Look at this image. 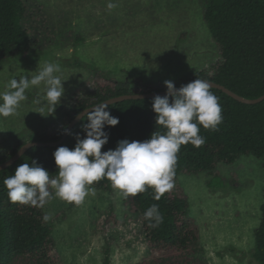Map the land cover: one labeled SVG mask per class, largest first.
I'll use <instances>...</instances> for the list:
<instances>
[{
	"label": "rangeland",
	"instance_id": "374dc122",
	"mask_svg": "<svg viewBox=\"0 0 264 264\" xmlns=\"http://www.w3.org/2000/svg\"><path fill=\"white\" fill-rule=\"evenodd\" d=\"M29 1L42 6L46 17L38 21L43 18L38 12L28 15L30 34L44 23L55 41L43 52L0 61V92L11 78L34 76L50 62L61 68L57 75L65 79L64 93L49 113L44 85L26 90L27 99L16 113L0 117V157L36 127L55 132L70 119L74 100L97 85L131 87L140 81L166 88L168 80L176 87L195 72L210 75L220 59L200 0ZM109 2L117 6L109 10ZM262 164L263 159L241 155L232 164L218 163L211 173L174 179L170 192L186 199L188 217L198 231V240L185 252L151 247L133 196L125 199L113 187L89 186L95 195L79 206L53 198L41 208L43 216L51 213L44 222L52 228V264H103L106 250L110 264H257L252 253L263 203ZM214 176L224 184L209 187ZM9 264L36 263L23 256Z\"/></svg>",
	"mask_w": 264,
	"mask_h": 264
},
{
	"label": "trees",
	"instance_id": "16d2710c",
	"mask_svg": "<svg viewBox=\"0 0 264 264\" xmlns=\"http://www.w3.org/2000/svg\"><path fill=\"white\" fill-rule=\"evenodd\" d=\"M203 5V21L216 44L220 59L213 71L207 75L195 72L190 80L206 79L224 86L232 92L248 99L264 94V0H200ZM42 6L29 0H0V61L26 58L31 53L43 52L55 41L44 23L34 27L30 34L26 19L32 12H38L46 19ZM34 17V16H32ZM78 41L81 38L77 39ZM166 90L152 88L140 81L132 86L97 85L87 96L77 98L70 107V119L49 133L36 127L29 131L25 139H16L11 150L0 157V163L10 158L28 141L49 142L62 137L70 120L80 111L106 99L123 95ZM219 98L222 108V122L218 130L200 126L199 135L205 143L194 147L191 143L182 145L177 154L176 179L180 174L197 175L211 173L218 163L232 164L241 155H251L263 159L264 169V100L256 104H246L232 98L222 90L210 88ZM171 100V97L169 98ZM152 98L128 99L108 105L110 115L117 117L115 126L105 125L108 141L101 151L115 149L122 139L143 141L153 131H164L155 124L156 114L152 110ZM81 119L69 132L63 143L57 146H33L15 163L0 170V264H9L15 257L28 256L36 264H52V228L45 224L40 207L13 203L9 200L4 180L14 173L22 163L35 160L48 170L51 177L57 175V166L52 153L59 146L70 149L76 143V136L84 138ZM222 179L214 176L207 182L209 187L223 185ZM96 189L108 190L112 184L102 179L90 185ZM154 190L148 187L145 192L133 197L145 237L154 249L170 248L185 252L198 240V231L188 217V202L185 198L166 192L159 200L153 199ZM152 204L159 206L163 223L152 227L154 221L146 220L145 211ZM260 221L254 230L252 257L257 264H264V190L260 206ZM108 251H105L103 264H110Z\"/></svg>",
	"mask_w": 264,
	"mask_h": 264
},
{
	"label": "clouds",
	"instance_id": "9594fccd",
	"mask_svg": "<svg viewBox=\"0 0 264 264\" xmlns=\"http://www.w3.org/2000/svg\"><path fill=\"white\" fill-rule=\"evenodd\" d=\"M116 6L112 2L107 4L109 10ZM60 71L58 64L49 62L34 76L11 78L6 90L0 92V117L14 115L27 99L26 90L41 84L52 113L64 93L62 81L65 79L57 75ZM164 84L166 94L153 97L151 105L156 114L155 124L164 131H153L143 141L119 140L115 149L102 152V146L108 141L105 125L115 126L119 119L106 110L107 103H98L80 117L88 121L83 125L84 138L77 134L74 147L59 146L52 153L57 175L51 177L35 160L19 164L4 180L9 200L42 208L53 198H59L79 206L87 196L95 195V189L89 186L105 178L125 199L151 187L153 199L159 200L174 187L181 146L188 143L202 146L205 138L199 135L200 126L215 131L223 120L219 98L210 91L208 81L196 78L178 89L171 81L166 80ZM144 217L154 221L152 227L164 220L157 204L150 205ZM50 219L51 213L43 216L45 222Z\"/></svg>",
	"mask_w": 264,
	"mask_h": 264
},
{
	"label": "water",
	"instance_id": "95a60500",
	"mask_svg": "<svg viewBox=\"0 0 264 264\" xmlns=\"http://www.w3.org/2000/svg\"><path fill=\"white\" fill-rule=\"evenodd\" d=\"M201 80H206V79H201ZM190 81H193V80H190ZM190 81H188V82H190ZM206 81H208L211 84V88H216V89L222 90L223 92H225L226 94H228L232 98H234V99H236L242 103L256 104V103H259V102L264 100V94L258 98L248 99V98H244L242 96H239L238 94L232 92L231 90H229V89L225 88L224 86L217 84L211 80H206ZM188 82H185L184 84H187ZM181 85H183V84H181ZM181 85L176 86L175 88L178 89ZM165 94H166V90L151 91V92H144V93H135V94H132V93L131 94H123V95H119V96H115V97L106 99L102 102H105L108 105H110V104L120 102L123 100H128V99H147V98L153 99V97H155L156 95L164 96ZM102 102H100V103H102ZM91 110H92V106L83 109L76 116H74L70 120L68 125L66 126L62 137L56 141H49V142L28 141V142H26L17 150V152L15 154H13L10 158L5 160L4 162L0 163V170L5 169L8 166L15 163L28 149H30L33 146H50V147H53V146L60 145L61 143H63L65 141V139L67 138L69 132L73 129V127L81 120L80 117L84 116L85 113L90 112Z\"/></svg>",
	"mask_w": 264,
	"mask_h": 264
}]
</instances>
